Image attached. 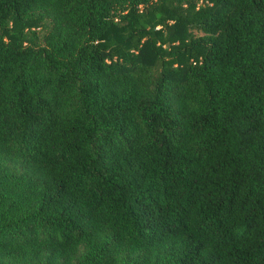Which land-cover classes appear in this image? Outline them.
I'll list each match as a JSON object with an SVG mask.
<instances>
[{"label":"trees","instance_id":"1","mask_svg":"<svg viewBox=\"0 0 264 264\" xmlns=\"http://www.w3.org/2000/svg\"><path fill=\"white\" fill-rule=\"evenodd\" d=\"M0 264H264V0H0Z\"/></svg>","mask_w":264,"mask_h":264}]
</instances>
